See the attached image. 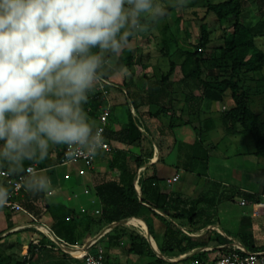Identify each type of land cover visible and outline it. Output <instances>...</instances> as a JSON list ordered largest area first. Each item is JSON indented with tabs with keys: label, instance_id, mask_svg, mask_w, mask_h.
Here are the masks:
<instances>
[{
	"label": "trees",
	"instance_id": "16d2710c",
	"mask_svg": "<svg viewBox=\"0 0 264 264\" xmlns=\"http://www.w3.org/2000/svg\"><path fill=\"white\" fill-rule=\"evenodd\" d=\"M243 0H223L216 3L207 2V10L214 13L221 30L219 39L221 43L217 47H211L210 33L206 23L202 22L199 26V37L195 43V49H186L185 58L182 62V80H190L192 84L200 91L199 95L191 101V112L198 115L201 113V104L204 100L215 101L225 92H229L232 105L219 115L221 127L225 135H249L254 142V154L264 159V121L260 115L251 107L252 87L246 84L247 78L253 79L256 72L262 71L264 66V51L255 43L256 37L260 34L264 22L257 23L254 26H246L240 21ZM132 37L130 38V40ZM121 61L127 69L132 67V50L126 48L123 51ZM212 69L210 72L205 69ZM174 71V63L171 62L168 71L159 79L153 81L148 80L150 85L161 86L168 85L169 76ZM146 76V75H144ZM208 76V77H207ZM105 77L115 79L112 71L106 73ZM127 82L125 79L121 81V87L126 89ZM257 84L264 86V76L260 75ZM264 88V87H263ZM148 95L158 94L157 88H148ZM153 90V91H152ZM166 89L163 94L170 93ZM111 93V89L109 95ZM127 96L132 102L134 110H137L132 95L127 91ZM193 97V96H192ZM196 100V102H195ZM94 106L92 112L88 113L91 122L96 126L97 116L99 112L98 105L105 104L100 98L99 93L91 98ZM195 105H194V104ZM88 106H85V109ZM171 108V107H169ZM87 110V109H86ZM89 110V109H88ZM169 110L166 107H159L157 111L147 112L148 118L160 117ZM97 113V114H96ZM110 116V115H109ZM109 118V117H108ZM200 121V125H194L199 134L203 129H209L214 125V121ZM143 126L146 134L139 129ZM106 138L109 142L119 141L124 144H136L140 148V153L145 147V151L138 155L121 154L116 149L110 151L111 154L106 156L108 171L115 172L116 177L109 174L102 179L100 183L93 186L94 200L100 207V213L94 215L91 210L89 213L76 212L73 208L64 207L62 205H44V210L49 213L52 218L50 230L55 236L64 240L69 244L78 242L80 238L92 236V229L102 227L112 222L128 218L140 224L147 233V227L150 233V226L145 219L148 215L159 219L165 229L159 243L155 241L159 252L166 256H177L190 252L196 247L207 246L205 242L199 241L202 238H193L183 234L177 227L172 224L171 220H185L186 225L194 230L203 228L207 223H202L198 218L200 211H195L196 206L190 205L188 208H179L182 200L178 198L165 200L159 191L160 183L165 182L168 178L174 176L177 167L173 169L171 165L164 162V156L171 148L168 138L162 127L156 123L150 122L147 118L142 119V123L134 122V118L129 111V121L120 130L113 131L106 127ZM152 143L158 149V159L144 169V173L139 177L138 184L140 186V197L137 196L134 179L139 167L144 165L152 156ZM209 146V144H207ZM207 145L204 146L203 140H197L192 145L191 166L196 167L207 165L208 151ZM214 146V145H213ZM61 155V154H60ZM59 155V158H60ZM198 165V166H199ZM190 166V167H191ZM44 193L26 192L21 204L30 211L37 212L38 206L35 200L44 199ZM238 194V191L236 192ZM262 198V197H261ZM198 201H200L198 199ZM256 201H260V198ZM254 202V201H253ZM178 207V209H177ZM155 210L162 213L159 214ZM170 218V220L168 219ZM147 225V226H146ZM185 226V225H183ZM11 228L12 225H9ZM208 230L206 234L209 233ZM2 231H0V235ZM11 234V233H10ZM151 235V233H150ZM32 236H40L42 242H51L38 231ZM31 236V237H32ZM7 235L0 236V264H26L24 260H15L1 245L5 242ZM106 239L107 248H119L122 240H127V246L122 252L126 254L137 255L139 260H145V264H158L160 259L156 256L150 244L144 236L128 234L123 225H117L112 230L103 235L97 242L101 244ZM241 242V241H240ZM224 243H227L225 239ZM244 247L250 251H259L253 245ZM106 245V244H105ZM104 246V244H103ZM121 248V247H120ZM105 249V247H104ZM227 247L216 249L220 253L228 252ZM31 251V259L33 262L40 264H70L77 261L76 258L69 253L61 250L42 248L39 253ZM207 251H198L189 254L187 259L194 257H206ZM104 264H124L119 262H111L107 259L106 249L104 253Z\"/></svg>",
	"mask_w": 264,
	"mask_h": 264
},
{
	"label": "clouds",
	"instance_id": "9594fccd",
	"mask_svg": "<svg viewBox=\"0 0 264 264\" xmlns=\"http://www.w3.org/2000/svg\"><path fill=\"white\" fill-rule=\"evenodd\" d=\"M169 2L0 0V177L19 176L26 192H46L51 178L38 165L53 149L67 146L75 158L103 148L84 105L107 72H128L109 58L163 17ZM11 191L0 180V208Z\"/></svg>",
	"mask_w": 264,
	"mask_h": 264
},
{
	"label": "rangeland",
	"instance_id": "374dc122",
	"mask_svg": "<svg viewBox=\"0 0 264 264\" xmlns=\"http://www.w3.org/2000/svg\"><path fill=\"white\" fill-rule=\"evenodd\" d=\"M219 1L223 0H185L183 6L179 8L176 7L175 0L167 3V12L163 17L151 23L150 27L147 30L132 37L129 44L127 45V48L132 50V67L131 69H128V72L125 74L113 72L115 79L118 82H120L121 77L125 80H127L128 78L134 79L133 81L137 83H146L148 80L153 81L155 79H159L163 74H165L169 69L170 63L173 62L174 71L171 75V79L173 80V82H183L184 85H188L190 83L191 85H193L190 80H182L183 75L181 73V69L182 62L185 58L184 51L186 49H195L194 45L199 37V26L202 22L208 25V30L211 38V47H217L221 43V40L219 39V35L221 33V30L218 26L219 23L216 17L213 16V12L207 10V2L216 3ZM240 21L246 26H254L257 23L264 22V0H243ZM255 43L264 51V25L261 29L260 34L256 37ZM122 55L124 54L122 53L118 57H110L109 64H122V61L120 60ZM205 70L206 72L208 71V75H210V72H214L213 69L212 71H210L211 69L209 68ZM260 75L264 76V66L262 68V71L256 72L253 75V79L247 78L245 80L246 84L250 85L253 91L262 89L264 87L257 84ZM95 94L96 89L94 87L89 94L87 103L84 105V107L88 106L86 107L87 110L85 109L88 113L92 112L93 110L94 103L93 101L90 103V101L91 97H93ZM253 96L254 95H252V98ZM212 104L216 109L220 110L216 112L220 115L222 111L226 110L230 105H232V100L230 98L229 92H225L224 94H222L220 96V99L213 101ZM223 104L225 105L224 108L222 107ZM251 107L255 112H259L261 115V119H263L264 102L256 99L255 102H252ZM127 108L128 105L117 109V111L122 115L121 116L119 113H117L119 119L127 118ZM213 119L216 123L218 121L219 124L209 134L211 136L212 142L209 143L208 148L212 153L210 161V174L215 177L222 173L221 169L225 164L233 165L232 162L235 163V161L237 160V157L235 156L236 151H246L250 147H253L254 142L248 135L245 136V145L241 146L240 144H238L237 137L230 135L226 136L223 133L220 123V117H213ZM190 130L192 134L195 133L193 129ZM106 154L110 155L111 152H107ZM125 156H127L126 153ZM96 168L98 171L96 172L97 176L95 179H98V175L100 176L103 171H107L108 169V166L103 158L96 162ZM80 169H85L84 166L80 163L66 165H61L58 163L54 166L53 171L56 176L58 175L61 179H63V173L70 172L76 177L77 175L75 173H78V170ZM46 173L49 177H51V171H46ZM185 174V172H181L182 177L180 179V185H177L184 187L182 186V184L183 182H185ZM83 177H86V175L84 176V173L82 178ZM199 182L201 183V181ZM84 184V181H81V183L79 184L78 191L80 194V199H73V201L69 200L70 203L78 204L79 202L87 199V197H85L82 192ZM200 187V184L198 186L196 185V187H193V190L195 191L189 193L188 197L180 198L183 201V206L189 204L192 206H196L195 211H200L198 213L200 214L198 219L202 221V223L204 222L216 224L220 231L225 232L226 234H231L235 239L244 242L247 247L253 245L257 250H261V248L264 249V218H262L261 216L253 217L251 215H244L245 213L243 212L249 213V207L245 205V207H243L239 204L240 201L237 194H235V197H233V199H225L224 201L221 200L217 202L216 196H214V191H216L215 186L206 188L210 192V195H207L208 192H203V187ZM88 188L91 192V186L88 185ZM190 188L188 186L186 188V191L188 192L192 189ZM230 191H232V189L226 186L220 192H222V194H224V196L228 198V196H230L228 195ZM231 194L232 195L230 197L233 196L234 192H231ZM217 197L219 199V196ZM62 199H65V196H62ZM198 199L200 201H198ZM34 212L35 211H33L32 214L37 219L35 221H32L31 217H29L24 212H8L4 209H0V226L5 227L7 225L4 235L8 236L1 247L15 260L22 259L25 244H28L30 237L33 235V233L36 232L33 224H36L38 222L44 224L47 223V221L44 220V217L46 214H48V212L44 210V204L38 206L37 212ZM145 221L150 226L151 235L148 230L149 235L154 238L157 243H159L163 233L165 232L163 223L159 219L153 217L151 214L146 217ZM171 222L175 226V228L177 227V229H179L183 234L193 238H202L199 239V241L202 240V242H205L207 245H211L214 248V253L219 245H225L224 241L226 235L222 234V232L220 231L211 230L208 234H206L208 231L206 230L204 236L197 237L196 235L192 234L194 233V231L189 230L190 228L186 225L185 220H171ZM27 223H29V225H27ZM19 224H23L24 227L17 228V226H14ZM47 224L50 228L52 223ZM9 225H12V227L10 228ZM183 225H185L186 228L181 227ZM138 226L139 227L137 228H134L131 225H125L124 227L128 234L141 236L147 235L141 225L138 224ZM98 230L99 229L97 227H94L91 231L92 236H90L89 239L92 238L93 234ZM202 230L203 231L201 232V234L204 233V229ZM86 238L87 235L80 238L78 242L84 243L88 240H86ZM152 238L150 239L149 237L151 244L156 247V249H158ZM106 241V239L102 240L101 244H104L107 259L109 261L124 264H145V260H139L137 255L126 254L122 252V250L125 249V247L128 245L127 240H122V242L120 243L121 248L117 247L112 249L107 248ZM213 251H211V253H213Z\"/></svg>",
	"mask_w": 264,
	"mask_h": 264
},
{
	"label": "crops",
	"instance_id": "0c3cea01",
	"mask_svg": "<svg viewBox=\"0 0 264 264\" xmlns=\"http://www.w3.org/2000/svg\"><path fill=\"white\" fill-rule=\"evenodd\" d=\"M214 14V13H213ZM215 16V15H213ZM207 25V24H206ZM219 26V24H218ZM208 27V25H207ZM209 29V28H208ZM221 36V33L219 37ZM211 39V38H210ZM182 73V72H181ZM172 75V74H171ZM171 75L168 79V85H161V86H154L150 85V83H137L133 81L134 79H127L126 81L129 83L127 84L126 89L121 87V81L123 78H120V82H118L116 79H113L109 77L114 83H116L117 87L111 89V93L109 95V98L107 101H104L105 104L108 102L110 105V116L108 118V127L113 131L120 130L126 123L129 121V111L131 112L134 122L137 124V122L142 123V119H148L152 123H156L160 127L163 128L167 138L168 142L171 145L169 151L164 156V162L168 165H171L173 169L177 167V170L174 175L178 174V179L171 183L162 182L159 186V191L165 197V200L169 199H175V198H184L188 197L189 193L194 192L193 187H196L200 184V188L203 189V192H208L207 195H210V192L208 191V187L215 186L214 196H216L217 202L225 199H233L235 197L236 192L238 191L237 196L239 197V201L243 200L245 203L247 202V207H249V213H245L246 216H261L264 218V208H259V213L254 215L253 209L255 207V203H258L256 201L260 198V201L262 200V196L264 195V159L254 154L255 148L254 144L253 147H250L246 151L238 150L235 153V156L237 157V160L232 164H225L222 167V173L217 176H212L210 174V165H211V152L208 151V162L206 167L197 165L196 167L191 166V157H192V145L196 143L197 140H203L204 146L209 144L211 141V136L209 135L211 131L215 129V127L218 126L217 123L214 121L213 117H219V114L216 113L220 111L219 109H216L213 106V101L204 100L201 104V113L198 115L195 112H191V108H188V103L190 106L191 101H194V97L199 95L200 91L190 83L188 85H184V83L179 82H173L171 79ZM119 79V78H118ZM180 80V79H178ZM148 88H157L159 91H157L158 94L156 95H148L149 89ZM166 89V92L169 91L168 94H163L162 91ZM263 89V90H262ZM252 91L251 93V105L252 102H255L256 99H258L261 102H264V88ZM127 91L131 93L132 98L137 105V110L135 111L132 102L130 98L127 96ZM153 91V90H152ZM165 92V93H166ZM252 95L253 98H252ZM193 96V97H192ZM93 99V97H91ZM196 102V100H195ZM104 104V105H105ZM194 104V103H193ZM128 105L127 108V118L119 119L117 116L118 108ZM195 105V104H194ZM231 106V105H230ZM229 106V107H230ZM159 107H166L169 110H167L166 113L161 114L160 117H154V118H148L147 112H155ZM171 107V108H169ZM222 107H225L223 104ZM214 111V112H213ZM259 115L260 113L257 112ZM120 114V113H119ZM121 115V114H120ZM122 116V115H121ZM261 118V115H260ZM214 121V125L211 126L209 129H203V131H200L198 134L196 129L193 128L194 125H200V121L207 120L206 124L210 125V120ZM264 121V117L262 119ZM221 123V122H220ZM139 129L143 131L145 134V129L143 126H139ZM194 130V134H192L191 130ZM176 132H175V131ZM229 136V135H226ZM234 137H237L238 144L245 145V136L248 135H231ZM113 149L118 150L121 152V154H127L128 155H138L140 153V148L136 144L128 145L121 143L119 141H111L109 142ZM146 147V145H145ZM145 147H143L144 150L141 151L140 154H142V157H144L143 152L145 151ZM208 148V145H207ZM63 149V146H59L55 149H53L48 157V159L44 162H42L38 167L43 169L44 172L51 171V188L48 191H52L50 195L47 194L48 191L44 193V199L39 198L35 200V204L37 206H41L42 204H48L50 206L52 205H62L64 207L73 208L78 212L80 206H83L87 208L88 210H91V212L94 209H100L98 203L94 200V192H93V186L97 183H100L102 179H104L108 174L111 177H116L115 172L103 171L100 176L98 175V179H95L98 171L96 168V162L100 159H104V161L107 164V152L100 151L96 155V160L94 163V168L92 170H86L84 172V176L79 175L77 172L75 173L77 176L75 177L70 172L63 173V179H61L58 175L54 174V166L59 163V155L61 154V151ZM55 150V151H54ZM232 155V154H231ZM230 156V155H229ZM158 159V149L155 146L154 143H152V156L148 159V161L138 168L135 179H134V187L137 193V196L140 197V186L138 184L139 177L144 173V169L157 161ZM27 163V162H26ZM34 167H37V165H33ZM191 166V167H190ZM181 172H185L184 175L185 182H183L181 187L180 185V179H181ZM64 175H68L67 178L64 177ZM81 177V178H80ZM173 177V176H172ZM171 178V177H170ZM81 181H84L85 184L82 188V192L85 188L89 190L88 194L83 195L87 197V199L83 200L82 202H79L78 204H72L69 200L73 201V199H80L79 194V184ZM201 181V183L199 182ZM179 184V185H177ZM88 185L91 186V192L88 188ZM189 186L191 190L188 192L186 191V188ZM228 186L232 189L228 195H232L231 192H234L233 196L228 198L222 194V191L224 187ZM62 196H65V199H62ZM219 196V199L218 197ZM225 198H224V197ZM244 198V199H243ZM254 201V202H253ZM243 206V207H245ZM24 207V206H23ZM179 208H188L189 205L183 206L182 204L178 206ZM177 207V209H178ZM25 208V207H24ZM26 209V208H25ZM28 210V209H27ZM31 212L30 210H28ZM157 213H162L158 210H155ZM33 212V211H32ZM31 212V213H32ZM170 220V218H168ZM44 220L47 221V223H52V218L48 214L45 215ZM46 225L48 226V224ZM7 226V225H6ZM5 227L0 226V231H2V234L5 233ZM17 226V225H14ZM41 226V225H39ZM43 226V225H42ZM44 227V226H43ZM137 228V226H134ZM183 228H186L185 226H181ZM204 229V233L201 234V232ZM190 231H194L192 233L193 235H196L197 237H202L205 234L206 230H215L220 231L218 226L216 224H210L207 223L203 228L199 230H194L192 228L189 229ZM100 231V229L93 234H97ZM222 232V231H220ZM201 234V235H199ZM222 234L226 235L227 243H224L225 245H219L217 249L221 247H226L230 243L229 239H233L239 243H241L239 240L235 239L231 234H226L225 232H222ZM31 238V237H30ZM89 239V237L86 238V240ZM151 239V238H150ZM153 239V238H152ZM155 242V241H154ZM156 244V243H155ZM242 244V243H241ZM26 246V244H25ZM244 246V245H243ZM201 249L200 251H208L206 256H214L216 252L213 251V247L211 245H207L204 247H196L195 249ZM191 250V251H193ZM190 252H187V254H190ZM213 251V253H211ZM259 251H264V249L261 248ZM210 252V253H209ZM210 254V255H209Z\"/></svg>",
	"mask_w": 264,
	"mask_h": 264
},
{
	"label": "built area",
	"instance_id": "2783aa9c",
	"mask_svg": "<svg viewBox=\"0 0 264 264\" xmlns=\"http://www.w3.org/2000/svg\"><path fill=\"white\" fill-rule=\"evenodd\" d=\"M116 87H117L116 83H114L111 79L104 76V78L97 83L95 89L96 92L99 93L100 98L103 101H107L109 98L110 89ZM98 108H99V112L97 116L96 127L102 129V135L104 137V145L100 151L110 152L112 150V146L110 145L108 139L106 138V127L108 125V117L111 111L110 105L107 102L105 105L103 104L98 105ZM69 151L70 149L67 146H63L59 158V164L61 165L77 164V163L82 164L85 169L78 170L79 175H82L86 170L88 171L94 168V163L97 154L90 155L87 152H84L76 156L75 158H69L67 156V153ZM64 177L67 178L68 175H64ZM178 177H179L178 174H176L173 177L168 178L165 182L166 183L174 182L178 179ZM0 180H4L8 184V186H10V188L12 189L11 196L9 198V203L0 209H4L8 212H24L29 217H31L32 221H35L37 218L31 212L25 209L20 202L24 198L26 191L21 186L19 176L0 177ZM51 193L52 191L47 192L48 195H50ZM83 193L88 194L89 190L85 188L83 190ZM239 204L241 206L246 205L245 201L243 200H241ZM254 205L255 207L253 209V214L256 215L259 213V208H264V195L262 196V200L259 201L258 203H255ZM79 212L89 213L90 210H88L83 206H80ZM92 213L94 215H97L100 213V210L94 209ZM27 225H29V223H27ZM39 225H43L46 228V231L40 229ZM125 225H128L127 222ZM108 226L109 224H107L102 228L105 227L107 228ZM21 227H24L23 224L17 225V228H21ZM33 227L36 229V231H38L41 235H44L51 242H42L40 236H32L29 239L28 244L25 246V249L23 250L22 260H24L26 264H40L39 262L32 261L30 250H32L34 253H39L42 248L61 250L69 253L71 256L77 259V261H74L70 264H104L105 249L104 246L102 244H99L97 241L112 229L106 230L105 233L99 238L93 239L92 237L87 241H85L84 243L75 242L73 244H69L64 240L55 236L53 232L50 230V228L44 223L38 222L36 224H33ZM229 241L230 243L228 244V246H226L229 249L228 252L220 253L218 251L214 256L194 257L187 259V255H188L187 253H183L177 256H166L161 254L158 249H156L157 251L155 252V254L160 259V262L158 264H264V251H250L246 249L241 243L233 239H229ZM71 248L80 249L81 253L79 255H74L70 251Z\"/></svg>",
	"mask_w": 264,
	"mask_h": 264
},
{
	"label": "water",
	"instance_id": "95a60500",
	"mask_svg": "<svg viewBox=\"0 0 264 264\" xmlns=\"http://www.w3.org/2000/svg\"><path fill=\"white\" fill-rule=\"evenodd\" d=\"M127 220H128V218H126V219H121V220H119V221H117V222H112V223H110L109 224V226L106 228H102V229H100V231L97 233V234H95L94 236H93V239H96V238H99L100 236H102L104 233H105V231L106 230H110V229H113L115 226H117V225H125L126 224V222H127ZM5 233H3V234H1L0 236H3ZM148 235H149V233H148V229H147V235H144V237L146 238V240L148 241V243L150 244V246H151V248L153 249V251L154 252H156L157 250H156V247H154L152 244H151V242H150V239H149V237L150 238H152L150 235H149V237H148ZM201 249L199 248V249H195V250H193V251H191V253H195V252H198V251H200ZM190 253V254H191ZM187 256H189V254L187 255Z\"/></svg>",
	"mask_w": 264,
	"mask_h": 264
},
{
	"label": "bare ground",
	"instance_id": "6f19581e",
	"mask_svg": "<svg viewBox=\"0 0 264 264\" xmlns=\"http://www.w3.org/2000/svg\"><path fill=\"white\" fill-rule=\"evenodd\" d=\"M127 224H128V225H132V226H137V227H139L138 224H137L136 222H134V221H130V220H128V221H127ZM39 228L42 229L43 231H46V228L43 227L42 225L39 226ZM151 241H152V240H151ZM70 251H71L74 255H79V254L81 253V250H80V249H72V248H71Z\"/></svg>",
	"mask_w": 264,
	"mask_h": 264
}]
</instances>
